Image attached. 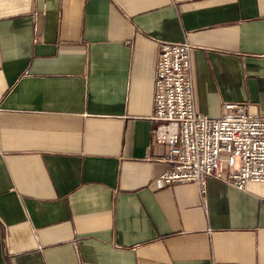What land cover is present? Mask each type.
I'll return each instance as SVG.
<instances>
[{"label":"crops","instance_id":"0c3cea01","mask_svg":"<svg viewBox=\"0 0 264 264\" xmlns=\"http://www.w3.org/2000/svg\"><path fill=\"white\" fill-rule=\"evenodd\" d=\"M184 40L197 112L264 116V0H0V264H264V182H155Z\"/></svg>","mask_w":264,"mask_h":264},{"label":"built area","instance_id":"2783aa9c","mask_svg":"<svg viewBox=\"0 0 264 264\" xmlns=\"http://www.w3.org/2000/svg\"><path fill=\"white\" fill-rule=\"evenodd\" d=\"M191 50L187 40L158 46L152 135L167 147L163 157L167 169L155 182H194L203 188L206 179L213 178L239 190L248 182H264V116L250 112L247 102L225 103L224 114L216 119L197 112Z\"/></svg>","mask_w":264,"mask_h":264}]
</instances>
